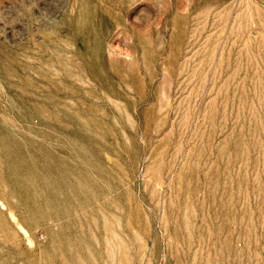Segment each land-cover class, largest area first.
<instances>
[{
    "label": "rangeland",
    "instance_id": "obj_1",
    "mask_svg": "<svg viewBox=\"0 0 264 264\" xmlns=\"http://www.w3.org/2000/svg\"><path fill=\"white\" fill-rule=\"evenodd\" d=\"M0 264H264V0H0Z\"/></svg>",
    "mask_w": 264,
    "mask_h": 264
}]
</instances>
